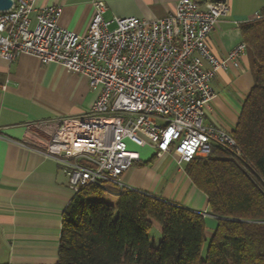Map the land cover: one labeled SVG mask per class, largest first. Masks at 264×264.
Listing matches in <instances>:
<instances>
[{"label": "built area", "instance_id": "built-area-1", "mask_svg": "<svg viewBox=\"0 0 264 264\" xmlns=\"http://www.w3.org/2000/svg\"><path fill=\"white\" fill-rule=\"evenodd\" d=\"M10 1L0 9V56L56 63L98 89L89 111L60 117L49 140L74 194L90 185L107 193L127 188L121 177L139 158L131 146H149L156 157L176 150L178 163L218 146L246 163L231 133L204 123L215 96L211 79L238 66L247 49L241 41L218 58L208 47V34L230 13L227 0H177L171 13L153 20H105V3L95 1L83 34L59 27L55 6L40 7L32 20L35 0Z\"/></svg>", "mask_w": 264, "mask_h": 264}, {"label": "crops", "instance_id": "crops-1", "mask_svg": "<svg viewBox=\"0 0 264 264\" xmlns=\"http://www.w3.org/2000/svg\"><path fill=\"white\" fill-rule=\"evenodd\" d=\"M106 5L103 18H163L177 0H35L33 20L42 6L60 9L59 27L85 33L93 2ZM230 13L221 17L208 34L211 53L220 58L243 41L239 25L264 8V0H227ZM250 56H240L211 79L214 98L204 123L233 134L243 102L253 86ZM98 89L56 63L40 64L29 54L13 59L0 56V264H56L61 219L74 193L67 185L63 166L54 158L57 146L49 140L57 120L79 116L91 108ZM136 160L121 177L130 189L168 200L203 215L206 238L217 226L205 194L178 163L176 150L160 157L149 146L135 147ZM144 152V153H143ZM108 196L118 201L119 187Z\"/></svg>", "mask_w": 264, "mask_h": 264}, {"label": "trees", "instance_id": "trees-1", "mask_svg": "<svg viewBox=\"0 0 264 264\" xmlns=\"http://www.w3.org/2000/svg\"><path fill=\"white\" fill-rule=\"evenodd\" d=\"M260 13L239 25L254 83L232 135L246 163L218 146L185 163L218 218L212 236L200 212L130 188L116 192L113 206L90 185L63 211L56 264H264V8ZM153 220L161 228L157 244L148 236Z\"/></svg>", "mask_w": 264, "mask_h": 264}, {"label": "rangeland", "instance_id": "rangeland-1", "mask_svg": "<svg viewBox=\"0 0 264 264\" xmlns=\"http://www.w3.org/2000/svg\"><path fill=\"white\" fill-rule=\"evenodd\" d=\"M112 27V26H111ZM144 153V152H143ZM110 196H114V195H110L107 192H103L102 195L100 196V199L106 203H109L113 206H116L117 204V200H114L113 202L111 200H109ZM160 225L157 221H152V226L151 229L148 233L149 236V240L151 243L157 244V242L159 241L160 237H161V230H160ZM207 243L204 245L203 247V252L205 251Z\"/></svg>", "mask_w": 264, "mask_h": 264}, {"label": "water", "instance_id": "water-1", "mask_svg": "<svg viewBox=\"0 0 264 264\" xmlns=\"http://www.w3.org/2000/svg\"><path fill=\"white\" fill-rule=\"evenodd\" d=\"M209 1L217 2L220 0H209ZM10 5H11L10 0H0V9H7L10 7Z\"/></svg>", "mask_w": 264, "mask_h": 264}]
</instances>
